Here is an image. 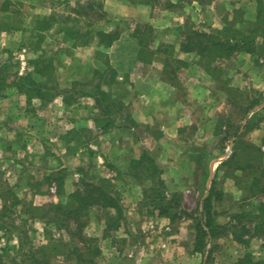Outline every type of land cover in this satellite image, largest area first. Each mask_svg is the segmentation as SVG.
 I'll return each mask as SVG.
<instances>
[{"label":"rangeland","instance_id":"obj_1","mask_svg":"<svg viewBox=\"0 0 264 264\" xmlns=\"http://www.w3.org/2000/svg\"><path fill=\"white\" fill-rule=\"evenodd\" d=\"M104 1L25 0L24 5L18 8V13L0 14V264H80L79 254H84V258H92L94 251H97L94 257L96 264H154L164 259L162 253L158 254L161 249L156 242L161 232H151V225L157 218L158 211L146 192L153 184L156 186L157 180H136L128 174L132 158L129 152L134 138L129 135L119 136L118 133H113V128L108 132L97 131L95 122L84 119L87 116L94 117L97 112L87 108L89 101L84 97L69 107L64 104L50 109L48 104L37 100L28 103L15 87L18 78L29 71V61L41 55L51 59L54 68L53 82L59 85L62 77L71 72L70 59L77 62L75 71H84L89 62L85 64L82 57L78 56L80 52L75 53V50L83 47L73 48L74 42L66 40L62 31L65 25L55 27L46 34L44 40L31 38L29 30L37 17L56 14L59 22H68V26L76 27L84 34L90 31L92 37L89 35L85 39L93 46L97 42L94 32L109 25L112 16L77 18L73 10L77 2L85 6L88 3L104 6ZM137 1L143 5L148 3L157 6L158 10L166 6L165 0ZM233 19L239 21L242 17L236 16ZM193 24L194 20L188 26L192 27ZM126 27L127 24L123 27L119 25L118 29L126 31ZM133 28L135 30L137 26ZM170 32L176 34L172 30ZM156 36V32L151 35L152 38ZM261 43L264 51V41L260 39V45ZM175 47V42L170 41L162 47V51H168L165 53L167 76L174 83L181 84L189 70L174 57ZM35 48H39L37 54L33 53ZM89 52L92 51H88L86 55L92 54ZM153 59L154 56L148 61ZM260 59L263 61L260 62ZM141 62L143 65H139L140 73L148 68L149 63ZM5 63L10 66L6 90L5 70L1 67ZM104 63V58L96 61L102 70L106 68ZM217 67L220 72L207 80L209 90L196 93L200 97L211 96L216 100V109L212 110L215 115L212 113V118L209 116L211 119L204 121L199 127L189 126L180 132V137L185 142L182 146L191 152L190 158L183 159L178 146L171 149L170 153L166 151L161 158L160 152L156 153V146L162 139L160 129L139 126L137 137L144 139L148 147L153 149L149 152L159 166L160 177L166 183L168 196L179 192L186 212L198 215L199 206L207 194V181L218 180L217 188L223 190L224 197L215 204V209L220 214L219 222L226 225L231 222L232 215L251 210L249 204H255V201L249 200L248 194L237 188L234 179L227 176L225 169L215 172L211 165L216 159H221L219 157L227 155V152L223 153L224 146L225 150L232 147L231 142L226 141L231 133L228 124L236 125L240 121L239 108L228 105L229 98L239 97L232 90L239 89L248 99L260 97V93L264 92V56L262 52L249 56L236 53L229 60L218 62ZM113 98L120 103L118 97L113 95ZM57 99L61 100V97ZM122 106V112L117 114H130L129 107ZM37 111L39 115L31 116ZM262 121L264 123V111ZM8 124L15 131H7ZM251 138L256 140L257 137L254 135ZM117 142L122 152L117 153L118 150L114 148L113 145ZM102 157H107V160ZM259 162L264 168V152ZM183 163L186 166H182ZM120 164H123L122 168L117 167ZM207 167L209 174L205 181L204 172H207ZM237 174L241 180H251L247 171H239ZM97 178L107 179L112 183L124 214L121 227L116 230L114 225L108 227L110 218L106 211L92 209L85 218L86 227L82 238L88 241L84 243L80 236H75L76 227H71L69 231L60 230L54 225V205L66 203L68 196L83 180L93 182ZM61 184L64 187L60 188L59 195L58 186ZM172 225L170 236L174 238V244L184 247L180 250L181 253H188L189 247L194 248V222L181 215ZM251 228L252 234L255 233L254 226ZM47 230L51 234H47ZM237 234L243 235L240 228ZM234 237L231 235L217 242L234 241ZM61 239L65 242L64 246L56 242ZM245 240L249 238L246 236ZM54 246H59L60 250H54V253ZM42 247L45 248L44 254L40 252ZM88 248L92 252L86 254ZM212 248L213 264H236V261H231L232 251L229 247L225 248L223 243H217ZM130 253L134 255L130 257ZM169 253L171 258L179 254L177 249H171ZM234 256L239 254L235 253ZM258 263L264 264V261Z\"/></svg>","mask_w":264,"mask_h":264},{"label":"trees","instance_id":"obj_2","mask_svg":"<svg viewBox=\"0 0 264 264\" xmlns=\"http://www.w3.org/2000/svg\"><path fill=\"white\" fill-rule=\"evenodd\" d=\"M24 1L0 0V14L18 13V8L24 5ZM256 1L258 4L256 22H247L243 18L239 21L233 19L231 26H227L222 32H218L216 35L203 32L193 26H188L181 43V50L187 53H196L201 58V63L212 76L220 72L217 67L218 62L229 60L236 53L246 52L249 54H257L258 52H262L264 56V51H262L263 44L261 43L260 45L258 41L259 37L264 41V0ZM73 11L77 14V18L81 16H88L89 18L98 16L103 18L107 15L103 9V5H96L95 3H88L85 6L77 2ZM236 14V16L242 17L240 13ZM62 25H65L62 31L66 40L74 42L73 48L90 46V41L85 39L89 35L92 37L93 34L90 31L84 34V32L76 29V27L68 26V22H59L56 14L37 17L32 23L29 32L31 33V38L37 37L38 39L44 40L48 32ZM237 25H239V28ZM8 29L11 30L9 27ZM153 33L154 29L149 25H138L135 29L133 35L137 41L139 61L147 63L149 58L154 56V53L150 51V45L153 42L151 35ZM120 37L121 31L119 30L106 32L103 29H97L94 32V39L97 40L96 44L98 47L105 49L112 47ZM38 49L35 48L33 53L37 54ZM164 52L168 53L167 50ZM95 55V63L99 58H104L106 68L103 70L101 68L95 69L94 81L85 84L75 82L71 88H62L57 82H53L52 75L54 68L50 58L41 55L31 59L29 61V71L26 75L18 78L15 83L17 92L20 96H25L28 103L38 100L49 104L61 97L65 104L71 106L79 98H93L95 101L94 108L101 115V118L98 113L93 117L97 127L96 129L100 132H108L115 126L112 117L122 112L123 106L113 98V93L110 91L117 78V71L111 65L108 54L102 50H97ZM178 62L181 63L180 61ZM1 67L5 70L4 87L6 90L8 88L6 79L9 75L10 66L8 63H5ZM1 73L2 69L0 70ZM110 75L111 79H109ZM78 86L80 87L77 88ZM105 86L109 90L104 89ZM0 90H2V86ZM232 93L239 94V97L229 98L228 105L239 108L241 116L239 124H228L231 133L226 141L231 142L232 153L222 162L218 170L225 169L228 174L227 176L234 179L233 181L237 188L245 191L248 194L249 200L255 201V204H249L251 205V210L234 214L231 216L230 223L226 225L221 224L218 220L220 214L215 209V204L223 200L224 194L222 189L217 188L218 181L214 180L208 196L199 206V214L194 215L188 213L182 207L183 197L179 192L168 196L166 183L160 177L159 166L148 150L143 151L140 158L131 159L128 166V174L131 178L146 182H154V180H157L156 186L153 184L146 192L154 208L158 211L159 216L169 219L173 224L181 215L189 217L194 222L195 237L193 251L204 257L207 255L206 264H213L212 257L214 250L212 247L208 250L207 247L209 245L215 247L216 244H213L215 241L234 235V241L248 246L247 242L249 240H245L247 235L249 237H258L264 234V168L259 165L263 152L260 147L245 139L249 132L257 129L262 123L264 107L260 110L256 108L264 104V92H257V94L260 93V97L252 99H248L239 89H233ZM116 108H118V111L115 110ZM225 148L226 146H224L223 153H225ZM239 171H247L251 180L239 179L237 174ZM208 174L207 167V172H204V180L208 177ZM63 184L58 186L59 195L61 194L60 188L64 187ZM242 207L244 206L242 205ZM54 208L56 219L55 224H53L56 227L58 226L60 230L67 229L70 231L71 227H76L77 233L75 236H80L84 243L88 241L86 238H82L84 228L86 227L85 218H87L92 209L97 208L101 211H106L110 218L108 227L114 225L116 230L121 227L122 215L124 214L120 198L112 189V183L107 179L100 178H97V181L93 182L83 180L77 189L68 196L66 203L55 204ZM251 226H254L255 233L253 232V234ZM239 228L240 232H243V235L238 236L237 230ZM47 234H51V232L47 230ZM56 242L63 246L65 243L63 239ZM44 249L42 247L40 251L43 254ZM54 250L59 251V246H54ZM87 251L86 254L92 252L90 248ZM96 255L97 251H94L92 258H84V254H79V262L80 264H96V259L94 258ZM236 264L259 263L254 260L251 254L247 253L239 258Z\"/></svg>","mask_w":264,"mask_h":264},{"label":"crops","instance_id":"obj_3","mask_svg":"<svg viewBox=\"0 0 264 264\" xmlns=\"http://www.w3.org/2000/svg\"><path fill=\"white\" fill-rule=\"evenodd\" d=\"M165 3L166 6L158 10L157 6L155 7L148 3L143 5L137 0H105L103 9L107 15L112 17L110 18L111 23L105 26L106 28L102 26L101 29L106 32L121 30L120 39L108 49L98 47L95 43L93 46L90 45L75 50V53L80 52L78 56L82 57L83 62L85 64L89 62V65L86 68L84 67V71L79 69L75 71L77 62L70 59L72 63L71 72L66 73V76H63L60 82L61 87L71 88L77 81L84 84L94 81L95 69L101 68L95 63L96 51L102 50L108 54L111 65L117 71V78L111 87V91L115 97L119 98L120 103L130 109V114H116L112 117L115 122L113 133H118L117 135L124 137L129 135L134 138L129 152L132 156L131 159L140 158L145 150H153L148 147L144 139L137 137V128L139 126L160 129L162 139L156 146V153L160 152L161 158L166 154V151L170 153L171 149H175L178 146L180 156L183 159H187L191 152L183 148L182 145H185V142L181 139L180 132L189 126H201V124L205 123L204 121L212 118V110L216 109V100L214 101L211 96L206 98L205 96L196 95V93L200 94L203 90H209L207 89L209 87L207 86V80L212 79L213 76L206 70L201 63V58L196 53H187L181 50V43L189 22L194 20V28L216 35L227 26H231L233 18L237 15L236 13L242 14L243 20L245 19L247 22L254 23L257 21L258 4L256 0H165ZM125 24H127L126 28L128 30L118 29L119 25L123 27ZM138 25H149L154 29V33L156 32L157 34L150 45V51L154 53V59L149 63L147 62L148 68L142 70L141 73L139 72V65H143V62L138 60L137 41L134 38V32H132L134 30L133 27ZM171 30L176 34H170ZM170 41H174L176 44L174 57L189 70L184 81L187 80L181 84L174 83L167 76V59L165 52L161 51V48ZM258 41L260 42V37ZM88 51H92L89 52L92 54L86 55ZM243 53L247 54V56L251 55L246 52ZM261 61L263 60L260 59ZM107 88L106 86L104 87V89ZM84 98L89 101L87 108L94 112L97 111V114L98 110L94 108V99L90 97ZM64 104L61 98V100L55 99L47 106L52 109L55 105ZM263 107L264 104L256 109L260 110ZM34 115H39L38 111L35 114H31V116ZM17 118L19 117L17 116ZM84 119L89 120L88 122H94L93 117L87 116ZM7 126V131H15L12 129L13 126L11 124ZM254 135L257 137L256 140L251 138ZM245 139L260 147L262 152H264L263 121L257 129L249 132ZM117 144L118 142L113 145L118 150L117 153L122 152ZM225 152H227L226 156L219 157L221 159H216L211 165V169L215 172H217L222 162L230 156L232 147L229 146ZM102 159L107 160V157H102ZM122 165L120 164L117 167L122 168ZM182 166H186V163H183ZM213 182L214 180L207 181L208 190L203 200L208 196ZM172 224L169 219L161 217L159 214L152 222L151 232H161L156 242L161 249L158 254L162 253L161 255L164 257V259L153 263L206 264L207 255L204 257L199 253H195L193 251L194 248L189 247V245L188 253L180 252L184 247L174 244V238L170 236L173 230ZM247 238H249L247 243H250V247H244L240 243L231 240L215 241L213 244L223 243L225 248L229 247L232 251L230 257L233 263L247 253L251 254L256 262L264 261V237H249L247 235ZM211 247L212 245H209L207 249L210 250ZM171 249H177L179 254L171 258L169 256ZM235 253H238L239 256H234V258L233 255ZM133 255L130 253L129 256L132 257ZM155 260L153 259V261Z\"/></svg>","mask_w":264,"mask_h":264},{"label":"built area","instance_id":"obj_4","mask_svg":"<svg viewBox=\"0 0 264 264\" xmlns=\"http://www.w3.org/2000/svg\"><path fill=\"white\" fill-rule=\"evenodd\" d=\"M229 153H231V152H229Z\"/></svg>","mask_w":264,"mask_h":264}]
</instances>
